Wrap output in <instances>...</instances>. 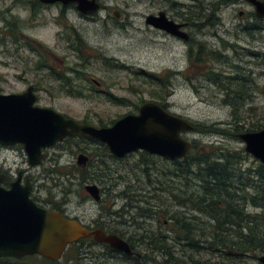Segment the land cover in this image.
Here are the masks:
<instances>
[{
  "label": "rangeland",
  "instance_id": "374dc122",
  "mask_svg": "<svg viewBox=\"0 0 264 264\" xmlns=\"http://www.w3.org/2000/svg\"><path fill=\"white\" fill-rule=\"evenodd\" d=\"M99 1L102 9L88 20L80 19L75 11L68 13L67 22L72 24L83 40L77 49H71L68 46L69 41L75 46L76 40L74 36H71L69 40L70 30L63 29V26H59L56 22L54 24V20L50 18H45L36 24H28L25 21L29 14L27 9L16 4L15 0H0V89L5 93H10L25 91L28 85L36 86L41 106L53 107L58 112L77 120L86 119L95 127L101 125L107 127L127 114H136L137 108L144 102L158 103V99L154 96V93H157L164 98L168 112L188 120L201 129L183 134L184 139L192 144L195 143V149L191 150L193 156L208 154L218 149L228 150L231 153H242L243 157L240 160L242 168L255 170L260 164L259 161L244 152V144L237 136L249 131L257 132L264 128V31H260L254 40L247 34L237 39L232 33L233 28H230L232 25L245 21L237 16L239 9L243 11L250 9L244 4L230 3L227 8L214 11V13L212 10L200 12L199 21L201 23L211 22L212 26L209 28L219 26L220 23L225 24L232 34L226 36L222 31L219 33L233 47L224 49L215 37H204L202 32L200 42H203L208 49L218 52L220 50L226 57V62H217L208 57L203 64H199L201 67L199 74L190 68L185 48L165 38L151 36L144 22L149 11L146 0ZM11 5L14 8L11 9ZM114 11L120 13L118 19L113 16ZM10 14H13L15 18H20L19 30L26 37L36 40L41 45L42 52L46 50L55 55L51 58L44 53L39 59L40 68L38 70L34 68L38 63L37 55H32V52L27 50L28 48L15 53V46L8 39L4 41L1 29L6 22L11 21ZM52 14L57 16L58 10L53 9ZM43 15L44 17L51 16L50 13H43ZM262 25L264 26V21ZM21 32L13 31L12 35L14 37L19 35L18 38H21ZM20 43L22 45V42ZM28 56L32 57L33 62H25L24 59ZM65 66L73 72H66L67 67ZM165 66L187 71L183 73L184 76L178 77H150L149 74ZM205 66L212 70L209 75L206 73L208 69H205ZM49 70L58 71L59 74L65 72V76L76 78V85L84 86L89 91L85 92L83 98L69 95L67 88L64 92H59L61 88L59 86L64 85V82L62 79L61 81L55 80L53 72ZM74 72H79L80 75L77 76ZM89 78L100 82L105 91L122 101L115 103L109 96L93 92L95 85L89 81ZM157 79L161 81L158 82ZM227 93H229L228 97ZM235 124H238L239 128ZM208 128H214L218 132L208 133ZM96 149L101 150L102 147H96L94 150ZM4 158L13 171L17 168H28L36 185L42 186L39 189L43 197H46L48 190L56 194L57 198H61L59 194L61 190H58L60 188L76 190L75 186H71V183L66 181L65 176L57 175V173L53 177L48 175L46 170L52 164L47 163L44 166L31 168L21 155L15 156L12 153L0 155V160ZM73 159L75 161V158ZM99 159L95 158V162ZM66 160V158L61 160V166H64ZM105 162L109 171L105 172L104 176L101 175L104 178L103 182L112 185L116 193L128 188L126 193L132 194L130 196L133 198L130 199L136 200L113 199L111 210L118 211L125 208L127 202H131L133 207H139L142 211L152 215L149 218H140L137 216L138 210L128 209V215L125 217L113 218L112 226L116 230L133 232V234L145 236L147 240V235L150 237L152 235L155 239L154 243L161 247L164 245L163 242L161 243L164 235L167 238V241L164 238L166 249L168 251L170 249L171 253L174 252L170 253L171 257L183 262H187L189 256L210 260L213 264L222 259L215 250H208L206 244H203L204 249L200 253H195L182 246L183 243L174 240L175 234L171 231V220H168L172 214L181 227H186H182L183 231L188 229L189 223L194 224H190L192 229H195L193 230L194 236L200 234L206 236L209 230L208 220L184 202L188 195L197 194L200 189L198 181L193 176L188 177V182L185 180L187 177L182 172L185 167L184 163L176 164L165 158L139 153L130 154L124 159H113L106 156ZM56 170L62 169L56 168ZM51 178L57 182L62 181L63 185L53 188L55 184ZM130 189L132 191H129ZM148 189L150 192L146 191ZM80 194L82 195L76 190L75 197H70L73 206L76 205L77 200H80ZM139 194H143L141 201L136 199ZM173 194H176L182 203L175 201ZM84 206L78 211L85 210L88 216L95 218L98 214L95 204L88 202ZM160 210L166 211L163 213L164 217L159 216L157 211ZM200 231L202 233H199ZM140 252L144 255V264L162 262L159 253L153 254L143 244ZM164 256L162 257L164 263L169 264V256ZM85 257L83 254L74 252L70 246L56 263L92 264L95 261L94 258L90 261ZM38 261L39 259L35 258L25 260L23 263L39 264ZM106 262L117 264L110 259H106ZM224 263L229 264L227 261ZM237 264L260 263L258 258L248 255Z\"/></svg>",
  "mask_w": 264,
  "mask_h": 264
},
{
  "label": "flooded vegetation",
  "instance_id": "af4514ba",
  "mask_svg": "<svg viewBox=\"0 0 264 264\" xmlns=\"http://www.w3.org/2000/svg\"><path fill=\"white\" fill-rule=\"evenodd\" d=\"M96 1L99 4V9L93 14H85L77 11L75 4H62L60 2L54 4H46L41 2L40 0H15L16 4H20L19 6L28 10L29 14L28 16H26L25 19V21H27L28 24H36L45 18H50L54 20V24L57 23L59 26L61 27L63 26V29H66L68 31L70 30L69 40H71V36H74V39L76 40L75 46H73L74 44H72L71 41H69L71 44L68 43V46L71 49H77V46L78 45L80 46V44L83 43V40L81 39L79 33L76 32L72 24L67 22L68 13L71 11H75L80 19L88 20L90 19V17H92L94 14H97L102 9L100 1L99 0ZM146 1L148 4L149 11L145 17V21L147 17H152L153 19L165 18L167 21H170L177 26V28L175 29V33H169L161 28L155 27L150 22L149 24H145V25L147 27V30L151 33V36L165 38L168 41H171L174 44H177L178 46L185 48L186 57L190 68H193L194 72H197L199 74L201 73V67L199 66V64L200 65L203 64L206 61V58L208 57H210L211 59L217 62L218 61L226 62V57L222 54L220 50L218 52L216 50L208 49L205 45H200V34L202 32H203L202 35L204 37L206 36L215 37L216 40L219 43H221V45L225 49V47L232 48L233 45L226 42V40H224L222 34L219 33V31H222V33L226 36L228 34L231 35L232 33H234L237 39H239L240 36L247 34L251 36L253 40L256 38V35H258L260 31L261 32L264 31V26L262 25L264 18L256 17L254 12V6L245 0H146ZM256 1L264 2V0H256ZM230 3L244 4L245 6L248 7V9H250L247 11H243L239 9L237 11V16H239V18L245 21L244 23L232 25L230 27L233 28L232 33L223 23H220L219 26L209 28L212 26V23L209 22L206 24H202L199 21L200 12H204L205 10L208 11L212 10V13H214V11L223 10L227 8ZM12 8L14 7L11 5V9ZM53 9L58 10L57 16L52 14ZM6 11L8 13V10ZM43 13L44 14L50 13L51 16L44 17ZM212 13L209 15L208 20L210 19ZM113 16L116 19H118L120 17V13L114 11ZM10 19L11 21L6 22L4 27H2L1 29V31H3V33L1 34H3L4 36V41L8 39L15 46V50H14L15 53H17L18 51H23L24 48L26 49L28 48L27 50L32 52V55L34 56L37 55L38 63L34 67L35 70H38L40 68L39 59L44 53L48 54L51 58L55 56L52 52H48L46 50L42 52L41 45L36 40H34L33 38L26 37L19 30V24H21V20L19 17L15 18L13 14L12 15L10 14ZM46 22L47 20L45 21V23ZM12 30L16 32H21V34L19 33L21 38H18L19 35H17V37L16 36L14 37L12 35L13 34ZM20 42H22V45ZM7 53H9L8 50ZM253 54L254 53H252L251 55ZM24 60L25 62H30L32 61V57L28 56ZM205 69H208V66H205ZM65 70L66 72L67 71L73 72V70L70 69L69 67L65 68ZM186 71L187 70H181L178 68H170L165 66L157 70L153 74H149V75L150 77H157V78L178 77V76H184L183 73H185ZM211 71H212L211 69H208V72L206 73H208L209 75V72ZM50 72H53L52 75L54 76L55 80L61 81L62 79L64 82V85L59 86L61 87L59 92L62 91L64 92V90L67 88L68 89L67 93L69 95H73V96L76 95L77 97L75 98H83L85 92L89 91L84 86H79L78 84L76 85V78H70L65 76V72L62 74H59L60 72L58 71H50ZM74 73L77 74V76L80 75L79 72H74ZM89 79H90L89 81L95 85L93 88V92L107 95L109 96V98H112L111 99L112 101L116 99L113 95L109 94V92L105 91L104 86L100 82L92 78ZM71 80H73V82H71ZM29 88H32V92L36 96V102H35L36 106L50 108L55 112L61 114L64 118L72 119L78 124L91 125L86 119L77 120L66 114L58 112L53 107L41 106L39 104L40 98L38 97L39 91L36 88V86L28 85L25 91L22 92L5 93L0 89V94L3 95L22 94L26 92ZM73 89L75 90V92ZM99 146L102 147L101 150H97V149L94 150L96 147ZM9 153H12V155L15 156L21 155L28 164V156L24 152L22 145L20 144L8 145V146L0 145V155L2 154L7 155ZM41 153L44 155L42 161L35 166H31L28 164V167L34 168V167L44 166L47 163L49 165L52 164L49 168H47L48 170H46L48 175L53 177V175L57 173V175L65 176L66 181L70 182L71 186H75L78 192L82 193V195L80 194L81 198L80 200H77L76 205L73 206V202L70 198L72 196L75 197L74 194H76V190L72 188L58 189L61 190V192L59 193L61 195V198H57L55 196L56 194H53L52 192H50V190H48V194L46 195V197H43L40 193L41 189H39V187L42 186L36 185L35 179L33 178V176H31V174H29V169L17 168L13 171L12 168L7 164L6 162L7 160L5 158L0 160V175H1L0 188L7 191L11 188V185L16 181H18V183L22 187L28 185L29 198L36 205V207L43 209L47 212L59 213L64 218L79 223L81 226L88 229L89 231H102L105 235L117 236L118 238L125 241L130 247L131 254L127 255L125 253L110 248L106 244L97 242L96 240H94L93 236L78 239L76 242L71 243L67 246V248L71 246L72 249H74V252H77L80 255L81 254L85 255L87 257V260L91 261L94 258L95 261L94 262L92 261L93 262L92 264H107L106 259L107 260L110 259L111 261L117 264H144L143 263L144 255L140 252V248L142 246L140 239L143 236H139L136 233L133 234V232L129 233L124 231H118L112 226L114 221L113 218L121 219L126 215H128L129 212L128 209L134 208L137 211V208L139 207L137 208L133 207L131 205V202L129 203L127 202L125 204V208H121L118 211H112L111 204L113 203V199L126 198V200H132L130 198L133 197L130 196L132 194L126 193L128 192V188H126L124 191H121L120 193H116L113 186L103 182L104 178L101 177V175L104 176V173L109 171V167L105 162L106 156L113 159H124L128 157L130 154L125 155L122 158L114 157L109 153L108 148L104 144L99 143L90 138L79 137V136L66 137L62 141L56 142L53 145L42 149ZM136 153H139L141 155L147 154L143 151H138ZM147 155L153 156L150 154ZM63 158H66L67 160L64 166H61L62 165L61 160ZM73 158H75V161ZM95 158H100V159L97 162H95ZM56 168L62 170H58L59 171L58 172ZM66 169L68 170L66 171ZM51 179L55 184L53 188H57L59 186L61 187V185H63L62 181L57 182L54 178ZM89 187H94V189L90 190ZM129 191L132 190L130 189ZM146 191L150 192V189ZM142 195L143 194H139V197L136 196V199L138 198L141 201ZM132 201H136V200L133 199ZM88 202L95 204V206L98 209V214L96 215L95 218L88 216L85 210L78 211L80 208L85 207L84 205H87ZM137 216L140 218L152 217V215L147 214V212H144L143 214L141 210L138 211ZM163 222L166 223L165 221ZM147 236L149 239L150 235ZM95 251H99L100 253L96 254ZM150 251L153 254L159 253L157 248L156 249L152 248ZM159 255L156 256L159 257ZM162 257L163 256L160 255V260L164 263V258ZM162 262H156L155 264H159ZM0 264H23V261L22 259L2 257L0 258Z\"/></svg>",
  "mask_w": 264,
  "mask_h": 264
},
{
  "label": "water",
  "instance_id": "95a60500",
  "mask_svg": "<svg viewBox=\"0 0 264 264\" xmlns=\"http://www.w3.org/2000/svg\"><path fill=\"white\" fill-rule=\"evenodd\" d=\"M40 1L75 4L76 9L85 14H93L99 9L96 0ZM246 1L254 6L256 17L264 18V2ZM150 22L169 33H175L177 28L165 18L147 17L146 23ZM35 102L32 88L22 94H0V145H22L31 166L38 165L44 158L42 149L73 136L102 143L117 158L143 151L176 161L186 157L192 149V142L182 136L192 130V125L156 102L141 104L136 114H127L107 127L78 124L50 108L36 106ZM239 138L245 144V151L264 168V128L242 133ZM89 236L114 250L131 254L129 245L117 236L89 231L59 213L36 207L29 198L28 185L22 187L16 181L7 191L0 188V258L39 256L57 262L69 244ZM258 262L264 264V254L258 257Z\"/></svg>",
  "mask_w": 264,
  "mask_h": 264
},
{
  "label": "trees",
  "instance_id": "16d2710c",
  "mask_svg": "<svg viewBox=\"0 0 264 264\" xmlns=\"http://www.w3.org/2000/svg\"><path fill=\"white\" fill-rule=\"evenodd\" d=\"M228 94H226L227 97ZM154 96L158 99V104L165 106L163 97L157 93H154ZM114 101L120 103L122 99L116 98ZM235 126L239 128L238 124H235ZM196 129L201 130L195 126L194 130ZM209 132L215 133L218 131L213 128L209 129ZM193 149H195V143L192 145L191 150ZM242 157V153H231L228 150L218 149L208 154L194 156L191 151L187 158L174 162L176 164L179 162L184 163V170L181 168L180 172L182 170L187 177L185 178L187 182L190 175L198 181L200 185L199 192L197 194L191 193L184 199V202L193 211L208 220L209 229L206 236L203 234L194 236L193 230L195 229H192L191 226L194 224L189 223L188 229L183 231L182 227L185 226L181 227L172 214L168 220L172 221H170V225L172 226V233L175 234L174 240L183 243L182 246L195 253H200L204 249L203 244H206L208 250H215L222 258L217 260L215 264H225V261L229 264H237L245 256L252 255L257 259L258 256L264 254V168L259 164L255 170L243 169L239 165ZM193 167L195 169H192ZM172 197L178 203H182L178 200L176 194H173ZM157 212L159 216L164 217L163 213L166 211L160 210ZM164 238L167 241V238L163 235L161 241L165 245L163 247L154 243L155 239L152 235L148 240L143 236L140 241L150 250L157 248L159 254L163 257L168 255L169 264H213L210 260L196 259L192 256L188 257L187 262L173 259L170 255L171 250L166 249ZM35 258L39 259V264L56 263L38 256H27L22 258V261ZM147 260L149 259L147 258Z\"/></svg>",
  "mask_w": 264,
  "mask_h": 264
},
{
  "label": "bare ground",
  "instance_id": "6f19581e",
  "mask_svg": "<svg viewBox=\"0 0 264 264\" xmlns=\"http://www.w3.org/2000/svg\"><path fill=\"white\" fill-rule=\"evenodd\" d=\"M246 1V0H245ZM75 7H76V5H75ZM77 10V9H76ZM78 11V10H77ZM145 22V24H149V23H146V21H144ZM206 23H209V22H205V23H202V24H206ZM211 23V22H210ZM209 25H211V24H209ZM200 45H203V42H200ZM158 80V82L159 81H161V80H159V79H157ZM155 81H156V79H155ZM158 104V103H157ZM160 105V104H159ZM160 106H162V105H160ZM165 110L167 109L166 108V106H162ZM166 111H168V110H166ZM170 113V112H169ZM178 116V115H177ZM180 117V116H179ZM182 118V117H181ZM184 119V118H183ZM186 120V119H185ZM188 121V120H187ZM189 122V121H188ZM190 123V122H189ZM191 125H192V130L190 131V132H186V133H191V132H193L194 131V128H195V126L192 124V123H190ZM250 132V131H249ZM185 134V133H184ZM239 135H241V134H238V136H237V138L240 140V141H242L240 138H239ZM183 136V135H182ZM186 140V139H185ZM243 143V142H242ZM244 144V143H243ZM193 145V144H192ZM191 151V150H190ZM190 151L188 152V154L186 155V157H184V158H181V159H178V160H176V161H181V160H183V159H185V158H187L188 156H189V153H190ZM244 152L246 153V154H248V155H251L250 153H247L246 151H245V144H244ZM252 156V155H251ZM253 157V156H252ZM254 158V157H253ZM255 159V158H254ZM173 162H175V161H173ZM181 163V162H180ZM239 165L241 166V164L239 163ZM137 210L138 211H142V209H140V208H137ZM143 212V214H144V212L145 211H142ZM148 214V213H147ZM263 255V254H262ZM261 256V255H260ZM259 257V256H258Z\"/></svg>",
  "mask_w": 264,
  "mask_h": 264
}]
</instances>
